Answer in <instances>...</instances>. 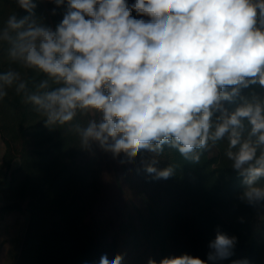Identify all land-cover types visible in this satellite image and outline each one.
I'll return each instance as SVG.
<instances>
[{
  "label": "clouds",
  "instance_id": "obj_1",
  "mask_svg": "<svg viewBox=\"0 0 264 264\" xmlns=\"http://www.w3.org/2000/svg\"><path fill=\"white\" fill-rule=\"evenodd\" d=\"M16 3L28 14L3 21L0 46L11 63L44 78L30 87L20 71L0 72V100L14 88L45 127L66 126L82 149L97 144L129 163L147 153L141 163L155 179L176 174L173 164L157 167L165 146L200 164L226 142L224 155L242 178L240 199L264 202V95L242 94L264 88V0H67L55 29L36 16L33 0ZM236 243L218 230L207 260L183 254L159 264H217ZM123 259L103 255L99 264Z\"/></svg>",
  "mask_w": 264,
  "mask_h": 264
},
{
  "label": "trees",
  "instance_id": "obj_2",
  "mask_svg": "<svg viewBox=\"0 0 264 264\" xmlns=\"http://www.w3.org/2000/svg\"><path fill=\"white\" fill-rule=\"evenodd\" d=\"M33 2L36 16L53 29L67 10V0L59 7L53 0ZM13 13L18 17L28 14L16 0H0V25ZM5 47L0 46V72L16 69L30 87L33 81L44 78L36 70L11 63ZM245 90L264 95V88L258 90V85ZM238 103L226 102L230 111ZM43 119L14 88L0 100V134L11 155L5 156L7 169L11 171L15 158L21 160L20 167L11 173L18 185L3 190L0 213L29 215L19 264H99L101 256L107 255L111 261L118 254L124 257L122 264H147L150 258L159 264L165 257L183 254L207 260L209 242L218 230L235 236L237 243L233 255L217 264H232L238 259L264 264V217L259 214L264 202L249 204L240 199L242 178L224 155L226 142L216 146V158H210L206 151L200 164L185 161L177 150L165 146L157 167L173 164L176 174L155 179L141 163L149 158L147 153L130 163L121 153L120 163L111 167V153L97 144L90 150L82 149L79 137L67 132L66 126L49 129ZM77 120L85 122L80 117ZM110 171L122 193L123 186L137 185V197L131 199L132 221L109 213L110 207L105 206ZM258 183L264 184V178ZM9 190L16 198L7 196ZM38 248L41 250L35 254Z\"/></svg>",
  "mask_w": 264,
  "mask_h": 264
},
{
  "label": "rangeland",
  "instance_id": "obj_3",
  "mask_svg": "<svg viewBox=\"0 0 264 264\" xmlns=\"http://www.w3.org/2000/svg\"><path fill=\"white\" fill-rule=\"evenodd\" d=\"M127 2L129 4L134 3L135 0H127ZM132 15L134 17H136V13L133 12ZM139 18V17H137ZM144 19H149L148 17H143ZM259 89H263L261 88V86L258 85V90ZM249 91L247 90H243V95H248ZM226 107L227 104H226ZM207 154L210 158H216L219 155V150L217 149V147H212L209 151H207ZM8 156V149L7 146L5 145L2 135L0 134V186H5V187H16L18 185V182H13L12 178L13 176L11 175V173L14 170H17L20 165H21V160L17 157L14 159L13 163H12V168L11 171L7 169V164L6 161L8 162V160L5 158V156ZM11 156V155H9ZM109 162L112 164L111 167H113L114 165H118L120 163V159L119 157L117 158H110ZM132 166H130L131 168ZM217 167V165H214L213 168ZM111 171L108 172V176L106 177V182H105V187H106V205L107 208H109V213H113V214H118L119 217L124 215L126 218H131L132 221V203H131V199H135L137 197L136 194V189H137V185L134 184H127L125 186H123L124 188V192H121V188L117 185V183L115 182L114 179L111 178ZM14 191L9 190L7 196L12 199V198H16V193H13ZM99 209H102V206L99 207ZM260 214V218L264 217V208L261 209V211L259 212ZM27 215V219L26 222H22L21 225V233L23 234L24 231L26 230L27 226H28V221H29V215ZM131 221H128L129 223ZM128 224V223H127ZM21 234V235H22ZM40 242L38 241V244ZM262 252H263V256H262V260L264 261V237H263V246H262ZM41 249L38 248L35 251V254L37 253V251H40ZM19 254V253H17ZM20 255V254H19ZM19 255H17V259L16 262H14V264H19ZM144 257L146 259V255L144 254ZM147 261V260H146ZM20 262V261H19ZM147 263V262H146ZM137 264H140L139 262H137Z\"/></svg>",
  "mask_w": 264,
  "mask_h": 264
},
{
  "label": "crops",
  "instance_id": "obj_4",
  "mask_svg": "<svg viewBox=\"0 0 264 264\" xmlns=\"http://www.w3.org/2000/svg\"><path fill=\"white\" fill-rule=\"evenodd\" d=\"M5 188V186H0V211L4 206L3 190ZM26 219V214L17 211L0 213V264L16 262L27 231L26 228L24 233H21L22 222H26Z\"/></svg>",
  "mask_w": 264,
  "mask_h": 264
}]
</instances>
